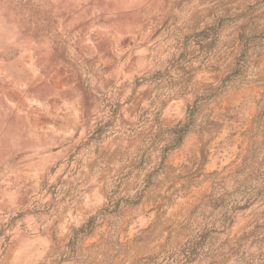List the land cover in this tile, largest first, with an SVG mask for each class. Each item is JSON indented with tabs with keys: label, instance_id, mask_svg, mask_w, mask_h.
<instances>
[{
	"label": "rangeland",
	"instance_id": "rangeland-1",
	"mask_svg": "<svg viewBox=\"0 0 264 264\" xmlns=\"http://www.w3.org/2000/svg\"><path fill=\"white\" fill-rule=\"evenodd\" d=\"M0 264H264V0H0Z\"/></svg>",
	"mask_w": 264,
	"mask_h": 264
},
{
	"label": "trees",
	"instance_id": "trees-1",
	"mask_svg": "<svg viewBox=\"0 0 264 264\" xmlns=\"http://www.w3.org/2000/svg\"><path fill=\"white\" fill-rule=\"evenodd\" d=\"M185 126H187V123L184 125V127ZM184 127H182V129H179L178 131H176L177 132V136H178V139H181L182 138V135H183V133H182V131L184 130Z\"/></svg>",
	"mask_w": 264,
	"mask_h": 264
}]
</instances>
